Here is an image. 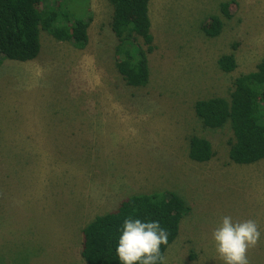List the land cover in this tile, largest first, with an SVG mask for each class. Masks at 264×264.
<instances>
[{"label":"rangeland","instance_id":"1","mask_svg":"<svg viewBox=\"0 0 264 264\" xmlns=\"http://www.w3.org/2000/svg\"><path fill=\"white\" fill-rule=\"evenodd\" d=\"M86 7L85 48L40 30L35 59L0 65V264H86L87 222L128 196L165 191L191 210L163 264H223L211 231L225 215L256 222L260 238L246 256L264 264V158L231 162L230 123L205 128L193 107L228 99L234 78L255 71L264 0H150L155 49L142 87L125 84L116 69L110 2ZM213 15L222 29L210 37L200 25ZM229 53L237 67L224 72L217 60ZM193 133L211 142L210 160L189 158Z\"/></svg>","mask_w":264,"mask_h":264},{"label":"trees","instance_id":"2","mask_svg":"<svg viewBox=\"0 0 264 264\" xmlns=\"http://www.w3.org/2000/svg\"><path fill=\"white\" fill-rule=\"evenodd\" d=\"M80 4L74 10L71 2ZM112 6L110 28L116 38V69L125 84L142 87L148 83V55L155 49L148 14L150 0H108ZM88 0H0V65L5 58L31 61L40 51V30L60 41L83 49L88 44L92 15ZM227 3H222L225 11ZM210 37L217 36L222 21L211 16L200 25ZM233 48L236 44L232 45ZM219 68L231 72L237 67L233 53L217 60ZM196 116L206 128H222L229 122L233 138L228 156L236 164H252L264 158V53L255 71L233 80L229 98L210 96L193 104ZM214 155L211 142L197 134L188 136V156L205 162ZM183 198L173 192H151L121 199L117 207L96 214L81 228V256L86 264H118L115 246L125 218L154 219L168 232L164 251L177 237L181 219L190 212Z\"/></svg>","mask_w":264,"mask_h":264},{"label":"clouds","instance_id":"3","mask_svg":"<svg viewBox=\"0 0 264 264\" xmlns=\"http://www.w3.org/2000/svg\"><path fill=\"white\" fill-rule=\"evenodd\" d=\"M260 238L255 221H235L222 216L211 231V239L223 264H249L246 252ZM168 243V232L158 220L125 218L115 246L118 264H163L160 246Z\"/></svg>","mask_w":264,"mask_h":264}]
</instances>
